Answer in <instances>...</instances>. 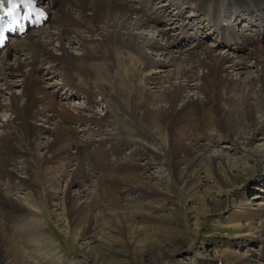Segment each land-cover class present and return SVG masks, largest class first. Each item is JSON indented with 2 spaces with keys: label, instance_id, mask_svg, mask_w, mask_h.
<instances>
[{
  "label": "bare ground",
  "instance_id": "obj_1",
  "mask_svg": "<svg viewBox=\"0 0 264 264\" xmlns=\"http://www.w3.org/2000/svg\"><path fill=\"white\" fill-rule=\"evenodd\" d=\"M40 1L49 7L47 21L0 50V263L37 264L27 249L49 239L36 216L24 213L33 209L19 193L24 157L35 156L48 172L58 168L48 197L58 202L59 225L69 193L75 214L86 213L78 228L100 207L122 224L147 215L157 207L148 202L151 187L167 180L154 152L168 163L175 142L184 144L175 165L190 192L201 186L208 169L200 162L210 152L216 182L246 193L243 179L256 163L238 155L229 165L221 157L264 136V0ZM77 96L83 99L74 102ZM110 108L139 133L136 140L120 141ZM206 137L226 145L216 150ZM18 142L20 149L12 146ZM255 146L262 167L264 143ZM198 163V171H184ZM252 204L232 214L230 227L247 230L225 245L250 237L264 243V204ZM223 260L264 264V251L227 250ZM68 262L58 256L51 264Z\"/></svg>",
  "mask_w": 264,
  "mask_h": 264
},
{
  "label": "rangeland",
  "instance_id": "obj_2",
  "mask_svg": "<svg viewBox=\"0 0 264 264\" xmlns=\"http://www.w3.org/2000/svg\"><path fill=\"white\" fill-rule=\"evenodd\" d=\"M66 94L71 93L68 91ZM82 99L77 96L73 100L79 102ZM106 106L101 104L100 108L106 110ZM109 110L115 125L122 131L119 136L120 141L136 140L139 133L132 129L121 112L112 108ZM1 118L7 119L4 114H1ZM217 138L219 137H206L207 140L204 141L211 143L217 150L226 145L224 140ZM258 143H264V136L254 140V143L244 150L230 152L231 159L225 160L221 157L222 161L229 165L235 163L234 158L238 155L249 160L250 163H256V171L253 169V172L245 174L243 179L245 184L242 185L241 190L244 191L246 188L244 195L242 193L239 195L234 185L218 183L215 177L210 175L209 168L213 166L210 152L204 155L200 162L203 165L207 164L206 169L209 171L200 172L201 186L198 187V191L190 192L180 179L175 165L184 144L175 142L167 152L168 163L161 164L164 162V156L159 151L154 152L157 162L160 163L157 164L158 168L167 177L162 184L155 181L151 187L152 198L148 202L157 205L156 208L147 215H138L134 221L122 224L117 216L115 219V215H112L114 211L109 215L100 207L89 213V223L86 228L80 226L78 228L80 219H83L86 213L75 214L72 208V193L67 195L59 216L64 217V223L59 225L56 222L57 217L52 213V209L58 202L48 195L60 172L58 168L49 170L50 172L39 168L35 156L24 157L21 161L28 162L29 166L24 173H21L26 177V182L22 186L23 189H19V193L30 196L28 198L34 210L26 208L23 211L30 217L36 216L41 229L46 233L44 238H49L42 240L43 243H33L36 251L35 248L27 250L37 264H51L58 256L60 258L65 256V260L69 261L68 264H225L223 258L227 250L248 253L249 248H254L264 251L263 241L253 237L248 238L247 241L243 239L240 245L239 243L225 245V241H232L247 230L230 227L233 224L232 214H239L238 206L242 202H253L252 208L257 209L259 204H264V181L257 182L259 179L264 180V166L259 165L256 153L252 152L256 148L255 144ZM12 146L20 149L19 142L18 145L12 144ZM195 165L186 167L184 171L186 173L198 171L199 163ZM45 174L49 176L46 178ZM125 183L130 184V187L140 186L138 183H131L130 180ZM16 191L18 192V189ZM242 222L246 224V220Z\"/></svg>",
  "mask_w": 264,
  "mask_h": 264
}]
</instances>
